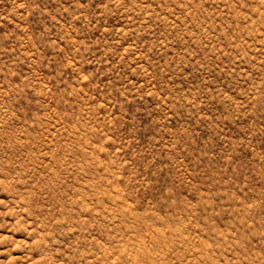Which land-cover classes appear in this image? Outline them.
<instances>
[{
	"label": "rangeland",
	"instance_id": "obj_1",
	"mask_svg": "<svg viewBox=\"0 0 264 264\" xmlns=\"http://www.w3.org/2000/svg\"><path fill=\"white\" fill-rule=\"evenodd\" d=\"M0 264H264V0H0Z\"/></svg>",
	"mask_w": 264,
	"mask_h": 264
}]
</instances>
